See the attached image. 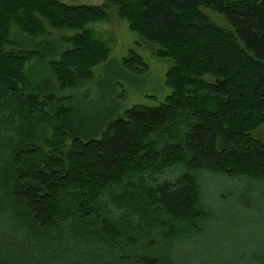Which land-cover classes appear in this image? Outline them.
Returning a JSON list of instances; mask_svg holds the SVG:
<instances>
[{
    "label": "trees",
    "instance_id": "obj_1",
    "mask_svg": "<svg viewBox=\"0 0 264 264\" xmlns=\"http://www.w3.org/2000/svg\"><path fill=\"white\" fill-rule=\"evenodd\" d=\"M106 1L174 61L171 92L159 104L114 108L89 134L71 125L73 90L110 59L87 27L107 11L0 0V264H112L123 238L164 228L156 261L174 264L178 243L210 216L200 171L264 185V141L253 137L264 125V0ZM50 28L76 32L40 38ZM120 59L123 70H148L136 51ZM175 167L183 172L159 179ZM253 257L264 264V252Z\"/></svg>",
    "mask_w": 264,
    "mask_h": 264
},
{
    "label": "rangeland",
    "instance_id": "obj_2",
    "mask_svg": "<svg viewBox=\"0 0 264 264\" xmlns=\"http://www.w3.org/2000/svg\"><path fill=\"white\" fill-rule=\"evenodd\" d=\"M61 1L99 5L108 14L107 18L87 25L98 39L108 44L111 56L107 62L94 69V81L73 90V128L90 134L99 128L114 108L116 111L136 103L154 105L164 101L171 92V88L164 83L165 77L174 61L158 55L159 44L146 41L132 30L128 21L118 15L117 7L106 0ZM202 10L219 25L233 28L218 11L206 6ZM75 32L72 29L50 28L40 38L61 40ZM130 48L143 56L147 71L131 73L122 69L120 57L129 55ZM33 75H40L39 81H42L48 74L43 68L37 67ZM205 78L213 80L212 76L206 75ZM121 93L125 95V102H118L117 95ZM253 137L264 141V125L253 132ZM182 169L175 167L159 179L172 180L183 172ZM200 174L202 208L208 210L210 216L207 223L202 225V232L178 243L173 256L174 264H255L254 254L264 252V185L257 182L250 184L206 170L200 171ZM166 232L164 228L154 232L151 237L137 238L134 242L123 238L119 243L121 249L112 264H166V259L156 261V257L160 258L159 248L170 238Z\"/></svg>",
    "mask_w": 264,
    "mask_h": 264
},
{
    "label": "crops",
    "instance_id": "obj_3",
    "mask_svg": "<svg viewBox=\"0 0 264 264\" xmlns=\"http://www.w3.org/2000/svg\"><path fill=\"white\" fill-rule=\"evenodd\" d=\"M140 37H141V36H140ZM141 39L144 40L143 38H141ZM144 42H145V43H148V42H146L145 40H144ZM148 44H149V43H148ZM154 47H156V46H154ZM157 47H158V46H157ZM157 49H158V48H157ZM132 50H133V51H136V49H134V48H130L128 54H129ZM136 52H137V51H136ZM137 53H138V52H137ZM139 54H140V53H139ZM140 55H141V54H140ZM125 56H126V55H125ZM141 56H142V55H141ZM121 57H123V56H121ZM142 57H143V56H142ZM143 59H144V58H143ZM173 63H174V62H173ZM171 66H172V65H171ZM171 66H170V67H171ZM170 67H169V68H170ZM165 78H166V77H165ZM164 83H165V81H164Z\"/></svg>",
    "mask_w": 264,
    "mask_h": 264
}]
</instances>
